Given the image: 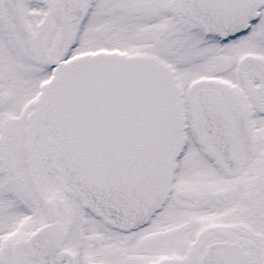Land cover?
I'll return each mask as SVG.
<instances>
[{"label": "snow or ice", "instance_id": "6c2138e0", "mask_svg": "<svg viewBox=\"0 0 264 264\" xmlns=\"http://www.w3.org/2000/svg\"><path fill=\"white\" fill-rule=\"evenodd\" d=\"M0 264H264V0H0Z\"/></svg>", "mask_w": 264, "mask_h": 264}]
</instances>
